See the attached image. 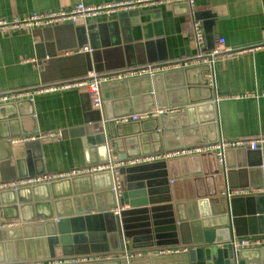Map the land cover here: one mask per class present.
<instances>
[{
    "label": "water",
    "instance_id": "1",
    "mask_svg": "<svg viewBox=\"0 0 264 264\" xmlns=\"http://www.w3.org/2000/svg\"><path fill=\"white\" fill-rule=\"evenodd\" d=\"M89 47L90 51L83 52L87 58L92 52ZM90 62L83 75L98 71ZM208 71L209 64L202 63L102 83L104 116L109 121L103 128L100 120L92 127L96 132V162H106L110 151L126 158L219 140L214 91L205 76ZM26 103L31 102L0 104V146H6L5 150L0 147L2 180L36 174L27 164L20 172L23 159L14 156L11 146L12 138L36 131L35 127L26 130L33 125L32 112L23 107ZM155 107H175L177 111L114 122L116 117ZM4 117L8 122L1 120ZM143 166H154L156 175L148 183L122 182L119 196L111 189L107 170L0 190V263L55 258L59 252L62 256L117 255L77 264H264V247L236 250L230 243L234 237L264 234V193L230 192L264 185V149L227 148L220 164L215 152L207 151ZM133 168L118 170L125 173ZM116 207L118 211L113 212ZM124 207L141 210L146 218L162 215V224L147 223L151 239L162 234L151 255L139 249L142 256L123 257L136 251L123 231ZM13 221L18 224L9 226ZM34 242L41 247L39 254L27 256L26 250ZM174 245L186 250L156 253L158 248Z\"/></svg>",
    "mask_w": 264,
    "mask_h": 264
},
{
    "label": "crops",
    "instance_id": "2",
    "mask_svg": "<svg viewBox=\"0 0 264 264\" xmlns=\"http://www.w3.org/2000/svg\"><path fill=\"white\" fill-rule=\"evenodd\" d=\"M110 1L120 0H0V18L22 17L33 11L55 10L78 2L96 5ZM194 19L204 29L206 50L213 47L217 35H221L230 46L264 40V0L162 3L140 9L115 10L80 19L73 25L65 23L10 32L0 30V92L82 77L89 59L90 64L98 69L96 72H103L148 62L191 58L197 53ZM85 45L92 47L88 58L83 53L87 51H81ZM212 69L213 80L208 83L214 91L219 139L229 141L264 135V47L218 58ZM30 102L23 106L33 114V125L26 130L35 127L36 131L12 138L14 156L22 158L24 163L20 172L27 165L36 170L34 175H41L100 163L96 162V132L92 128L100 117L86 91L71 88L46 92L36 95ZM1 120L8 122L6 117ZM49 132L56 134L46 136ZM24 136H34V139L15 141ZM0 147L6 149L4 145ZM260 148L264 149V146ZM25 149L29 150L26 152ZM87 150L92 154L87 155ZM143 165L121 173L122 182L148 183L157 170L154 166ZM161 216L154 214L146 218L141 210H124L123 231L130 236L129 243L134 242L131 245L136 246L134 250L153 253L162 234L151 239L147 223L162 224ZM13 222V226L18 224V221ZM145 245L147 247H143ZM40 248L34 242L29 250L25 249L27 256H38ZM57 256L74 255L62 256L58 252ZM33 260L49 264V258L19 261ZM91 262L98 261L80 263Z\"/></svg>",
    "mask_w": 264,
    "mask_h": 264
},
{
    "label": "built area",
    "instance_id": "3",
    "mask_svg": "<svg viewBox=\"0 0 264 264\" xmlns=\"http://www.w3.org/2000/svg\"><path fill=\"white\" fill-rule=\"evenodd\" d=\"M175 2H187L193 3L194 0H120L103 2L96 5L84 4L78 2L74 5L59 8L55 10L46 11H33L28 15L22 17H14L11 19L0 18V30L3 32H10L13 30H23L31 28H43L56 26L59 24H74L80 19L87 17L96 16L99 14L109 13L115 10H131L140 9L145 7L154 6L157 4L168 3L172 4ZM193 33L194 40L197 48V53L191 57L182 60H166V61H155L148 62L133 67H127L117 70H109L103 72H96L94 70L88 71L84 76L78 78L61 79L46 84H40L35 87L23 88L19 90H6L0 92V104L17 102L20 100H30L41 93L53 92L65 89H80L86 91L91 96L92 106L97 109L100 117L99 126L104 127L109 119L104 116L103 99L101 85L104 82L127 79L134 76L141 75H152L156 72H162L169 69H175L179 67L206 63L210 66V71L206 74L209 82L213 80V63L218 58H224L255 49L264 47V40L254 44L241 45V46H230L227 45L224 38L221 35H217L214 40V45L211 49L206 50V39L205 32L201 23L197 20H193ZM76 51L71 50L69 53ZM81 51H90L89 46H83ZM175 107H155L148 112L140 114H132L129 116H121L114 118L115 123H124L128 121H134L150 116H157L160 114H171L176 112ZM56 132H49L46 136H54ZM34 139V136H24L15 139V141H27ZM264 146V135L257 136L254 138H240L236 140L224 141L222 139L216 142H202L197 143L190 147H183L173 150H161L160 152L143 154L138 156L118 158L110 151L108 160L104 163L85 165L82 167L73 168L65 171H58L52 173H45L34 176H23L15 177L13 179L0 180V190L2 189H17L20 187L31 186L38 183H49L53 180L61 178L72 177L77 175L91 174L96 172L109 171L111 173L112 186L111 189L114 191L116 196L120 195L122 187L121 173L119 172L120 167H132L141 164L152 163L160 160H166L171 157L187 156L194 153H201L207 151H213L216 154L217 162L220 164L223 162V152L227 148L245 147L252 150L258 149ZM232 193H264V185L258 187H248L244 189H234L230 191ZM116 212L118 209L115 210ZM15 222H10L9 225L13 226ZM231 245L236 249L245 247H264V234L246 235L241 237H234L230 241ZM185 247L170 246L158 248L156 253L170 254L185 251ZM142 251H135L134 253H124L123 257L128 258L131 256L139 257L142 256ZM117 256V255H116ZM115 256V257H116ZM114 255L109 253H96V254H82L74 255L70 257H55L49 258L48 263H65L71 262L74 264L80 262L89 261H103L115 258ZM4 264H47L43 260L33 261H10Z\"/></svg>",
    "mask_w": 264,
    "mask_h": 264
}]
</instances>
